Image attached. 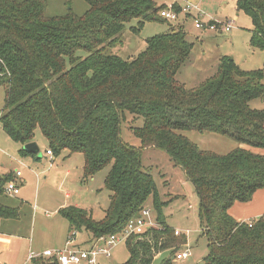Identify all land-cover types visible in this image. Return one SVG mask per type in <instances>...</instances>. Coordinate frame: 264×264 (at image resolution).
I'll return each mask as SVG.
<instances>
[{
	"label": "trees",
	"instance_id": "16d2710c",
	"mask_svg": "<svg viewBox=\"0 0 264 264\" xmlns=\"http://www.w3.org/2000/svg\"><path fill=\"white\" fill-rule=\"evenodd\" d=\"M81 1L87 7L82 14L70 7L49 15L48 0H0V129L20 146L22 158L40 161L22 149L37 130L54 157L82 154L83 180L108 167L103 219L94 221L78 207L61 209L68 234L85 231L94 242L120 233L151 200L158 226L126 241L123 264H170L183 240L165 223L156 183L142 170L143 152L155 149L182 170L198 196L208 249L204 264H264V216L237 222L229 214L235 203H248L264 190V155L252 152L264 149V109L249 106L264 101V63L245 71L222 56L212 75L187 87L178 72L193 44L182 26L146 39L133 59L112 52L123 45L131 21H137L130 28L135 33L147 22H168L159 15L166 7L154 0ZM171 7L180 15L178 5ZM236 10L251 20L249 48L264 55V0H239ZM127 116L139 148L121 138ZM139 118L143 125L133 128ZM188 130L229 137L237 147L224 155L200 149L183 134ZM12 180V173H0V218L15 220L19 208L1 202ZM33 263L58 264L55 258Z\"/></svg>",
	"mask_w": 264,
	"mask_h": 264
},
{
	"label": "rangeland",
	"instance_id": "374dc122",
	"mask_svg": "<svg viewBox=\"0 0 264 264\" xmlns=\"http://www.w3.org/2000/svg\"><path fill=\"white\" fill-rule=\"evenodd\" d=\"M156 7L170 8L171 4L178 5L181 9L187 5L198 7L204 15L203 20L222 23L232 21V30L228 33H203L195 29L193 19H183L184 13H180L176 22H147L138 32L131 31V27L137 26V21H131L125 25L123 32V45L117 46L112 52L120 58L127 60L135 58L146 48V39L164 34L169 31L170 26L183 27L187 40L193 44L191 57L188 63L178 72L179 79L187 87H194L203 79L212 75L218 66L222 56L230 57L234 63L242 70L252 71L261 69L264 63V55L261 51L250 49L248 41L252 31V23L248 15L237 11L236 6L239 0H154ZM49 15H63L71 7L77 14H82L86 10V5L81 0H48ZM196 11L191 9V15ZM185 20L184 22H181ZM78 55L85 56L83 52ZM4 106V91L0 89V112ZM251 109H264V101L253 100L249 103ZM132 117L127 116L122 125L121 138L124 143L139 148L140 141L135 138L129 129V122ZM143 119L139 118L134 127H141ZM183 134L200 149L212 151L221 155L227 154L237 147V143L229 137L215 135L211 133H198L195 130L184 131ZM40 153H44L47 141L40 131L35 132V139ZM19 145L10 140L0 129V172L7 171L10 166L21 171L22 178L19 183V195L9 196L6 194L1 202L4 204L17 203L20 199L24 207L19 210V222L17 226L22 230L28 226L30 216L29 204L33 206L34 201L39 209L35 214L37 221L33 229L32 241L42 247L49 246L61 250L64 243L60 241L58 227L55 220L65 221L61 217H56L48 223L47 220L54 217L53 208L59 204L64 193L71 196L70 203L84 205L87 211L93 209L92 219L99 221L104 217V211L109 204L108 192L104 189V178L108 167L99 171L94 177L83 180L82 167L83 156L80 153L69 155L63 151L58 157H42L40 162H34L29 157H20L18 154ZM262 151V150H261ZM53 160V163L50 160ZM14 160H16L14 162ZM18 162H21V166ZM51 167L49 168V166ZM16 169V170H17ZM45 170V171H44ZM142 170L152 176L159 190L160 198L164 202L162 207L165 223L181 233L174 237L182 238V244H187L189 256L182 261H176L175 255L185 248L180 247L170 256V264H204V258L208 253L207 241L202 235V228L198 216V196L193 185L187 180L182 170L175 166L170 158L162 151L148 149L143 152ZM70 172L68 181H62L64 173ZM35 173L34 175L31 173ZM38 180V181H37ZM75 182L74 185L70 183ZM19 202V201H18ZM80 207V206H79ZM145 207L152 209L151 200H148ZM4 219L0 218L2 224ZM85 231L76 233L73 245L75 247H87L84 244L87 240ZM93 240L89 242H92ZM95 241V240H94ZM178 246V247H179ZM56 251V250H54ZM165 255L164 257H166ZM129 255L125 243L114 246L110 252V257H98L97 264H123ZM11 258L12 257H8ZM7 259V261H11ZM9 263V262H8ZM157 259L153 264H160ZM85 264V263H80Z\"/></svg>",
	"mask_w": 264,
	"mask_h": 264
},
{
	"label": "built area",
	"instance_id": "2783aa9c",
	"mask_svg": "<svg viewBox=\"0 0 264 264\" xmlns=\"http://www.w3.org/2000/svg\"><path fill=\"white\" fill-rule=\"evenodd\" d=\"M191 9L196 11V14L192 16L194 21V27L200 31L206 32H218V33H228L232 29V22L229 23H216L215 21L203 20L204 15L195 6L187 5L182 9L184 15H190ZM161 18L168 22L178 21L179 14H176L172 7L163 9L159 12ZM46 155L52 158V153L47 150ZM21 177L20 171H15L14 180L7 183L5 187V192L9 196H17L19 194V178ZM157 222L155 215L151 209L143 208L140 215L136 218L130 220L124 230L120 233L109 235L106 237H100L94 242L88 244L87 247H75L73 245L74 238L77 232H72L66 241L65 247L61 250L51 251L47 250L42 253H30L27 257V262L29 264H34L33 262L38 259H50L55 258L58 264H97L98 257H110V252L112 248L118 244L126 243V241L132 236H142L147 232L157 228ZM174 235H181L177 230L174 231ZM182 247L185 249L179 251L175 255L176 261H182L188 258L189 248L187 244H183Z\"/></svg>",
	"mask_w": 264,
	"mask_h": 264
},
{
	"label": "crops",
	"instance_id": "0c3cea01",
	"mask_svg": "<svg viewBox=\"0 0 264 264\" xmlns=\"http://www.w3.org/2000/svg\"><path fill=\"white\" fill-rule=\"evenodd\" d=\"M172 5L173 4H171L170 6H172ZM184 17L185 18H183V19H191L192 18L191 14L190 15H184ZM183 19L181 22L185 21ZM229 22H232V21H226V22H222V23H229ZM203 33L206 34L208 32L204 31ZM209 33L220 34L218 32H209ZM178 79H179V76H178ZM34 143H36V142H34ZM19 149H20V146L18 148V151H19ZM46 151H47V149H46ZM46 151H44V153H40V150H39V153H40V156L46 157V160H49L48 159L49 156L46 155ZM252 152L264 155V149H253ZM29 158L32 159L31 157H29ZM38 158L41 161V158L40 157H38ZM15 161L16 160H14V162ZM32 161H34V160L32 159ZM40 161H36V162H40ZM50 161L53 163L52 159ZM18 163L21 166H23V164L21 162H18ZM50 167H51V165L49 166V168ZM16 169H17L16 166L14 169H12V166H10L7 171H3L0 173L6 174V173L10 172L14 175L15 171H19L18 170L19 168L17 170ZM31 173L33 175L35 174L33 172H31ZM69 176H70V172L66 171L64 173V178L62 181H65V180L68 181ZM21 178H22V173H21V177L19 178V181H21ZM74 183L75 182H72V183H70V185H74ZM70 199H71V196L69 193L63 194V197H62L61 201L59 202V204L56 205L52 209L54 217L50 218V220H47L48 223L53 221L58 216L61 217L58 214L59 210L73 206L72 203H70ZM18 201H17V203H9L7 205L14 207V208L18 207L20 210L21 208L24 207V205H23V201H21L20 199ZM74 204L75 205L73 207H78L81 209L84 208V205H79L77 203H74ZM27 207H29L31 214L29 216L28 226L26 228H24L23 232L17 226V223L19 222L18 220L20 218L15 219V220L4 219V222L2 224L0 223V264H29L27 262V257L32 252L42 253V252L47 251V250H51V251L58 250L55 248H51L49 246L42 247L41 245H39L37 243L36 244L33 243V241H32L33 229H34L35 223L37 221V215H38L35 213L38 211L39 207L35 203V201H34L33 206H30V204H29ZM89 212H90L91 217H92L93 209H90ZM229 214L237 222H248V221H251V220H254V219H257L259 217L264 216V190L256 191L255 194L253 195L252 200L248 203H235L230 208ZM19 216H20V214H19ZM1 219H3V218H1ZM63 220L65 221V223L62 222L61 220H55V223H56V226L58 227V233H59L60 241L62 243H64V247H65L67 238L69 236V234H68L69 230H68L67 221L65 219H63ZM90 238H91V236L87 234V240H86V242H84L85 245L88 244ZM9 256L12 257V259L8 258ZM7 259H11V261H7Z\"/></svg>",
	"mask_w": 264,
	"mask_h": 264
},
{
	"label": "water",
	"instance_id": "95a60500",
	"mask_svg": "<svg viewBox=\"0 0 264 264\" xmlns=\"http://www.w3.org/2000/svg\"><path fill=\"white\" fill-rule=\"evenodd\" d=\"M22 149L29 154H34V155H37L38 157L40 155L39 148L37 144L34 142L24 145Z\"/></svg>",
	"mask_w": 264,
	"mask_h": 264
}]
</instances>
